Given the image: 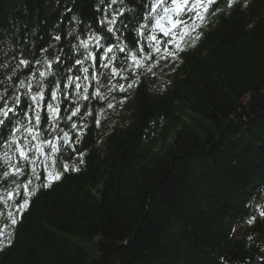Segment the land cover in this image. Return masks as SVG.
Segmentation results:
<instances>
[{
  "label": "trees",
  "instance_id": "1",
  "mask_svg": "<svg viewBox=\"0 0 264 264\" xmlns=\"http://www.w3.org/2000/svg\"><path fill=\"white\" fill-rule=\"evenodd\" d=\"M148 3L0 0V108L20 95L19 108L27 110L32 101L18 85L31 81V91L39 92L40 71L49 72L45 106L57 84L65 92L69 77L89 85V100L77 98L74 87L69 99L61 95L60 116L77 103L80 112L61 120L57 132L78 135L79 142L73 151L61 141L55 163L48 160L50 170L62 173L50 187H41L42 162L34 165L36 175L25 168L4 178L10 170L4 152L13 163L16 156L0 141V264H264V0H237L231 8L216 0L209 9L215 15L196 29L195 46L185 41L178 59H160L151 72L146 68L159 54L138 68L116 48L108 68L75 63L84 60L80 41L92 33L102 44L136 51L135 26L144 22ZM119 11L113 36L100 21ZM149 25L159 40L170 38L154 21ZM161 25L168 26L166 18ZM144 52H152L147 43ZM97 87L106 98L92 99ZM46 127L51 122L42 111L40 129L49 139ZM28 181L29 190H38L20 213L15 206L26 196L17 184Z\"/></svg>",
  "mask_w": 264,
  "mask_h": 264
},
{
  "label": "snow or ice",
  "instance_id": "2",
  "mask_svg": "<svg viewBox=\"0 0 264 264\" xmlns=\"http://www.w3.org/2000/svg\"><path fill=\"white\" fill-rule=\"evenodd\" d=\"M117 0H112V3L115 4ZM216 3V0H149L147 4V12L145 13L143 23L137 24L136 32L140 37V40L137 41V50L132 51L127 49V46H121L120 44H102L101 37L99 34L92 33L86 39L80 41V47H83L85 50L84 60L77 59L75 61L78 65H83L85 60H91L93 66L97 67H109V62H114L116 57L113 53V49L116 48L119 52L125 53V58H128L132 64L136 67H143V64L151 59L153 54L157 55L156 61H153V64L148 65L146 71L151 72L153 66L158 64L160 59L167 60L169 58L176 60L179 58V53L185 50V41H189L192 46H195V41L200 38L201 33L196 31L197 27L203 26L207 20V17L215 15V11L209 12V9L213 4ZM237 3V0H227V7L231 8L233 4ZM247 6L246 4L244 5ZM220 9H216L219 11ZM191 12L192 15L189 16L188 13ZM123 15V11L113 12L110 20L100 21L101 24L107 23V31L111 32L113 36H116L118 29H115L118 17ZM167 19L168 26H162L161 20ZM149 21H154L155 25L161 29V32L164 36L170 37L167 41H162L157 38V35L150 31ZM199 21V25L197 24ZM195 33V35H193ZM71 35V33H69ZM56 40H59L60 37H55ZM144 43H147L148 47L152 49L151 53L144 52ZM163 46V47H162ZM94 48L95 51H90L89 48ZM175 49L174 51L172 49ZM103 49V51H101ZM97 53H99V59L97 60ZM59 63V58L56 60ZM20 64L27 67L29 61L21 60ZM46 67L50 69L52 67L51 62L45 61ZM71 69H69L70 71ZM82 71L87 74L88 68L84 67ZM49 75L48 71H40L39 77L41 78L37 84L40 88L39 92H32V84L29 81L27 84L24 80L19 82V87L26 88L24 95L28 97L32 103L27 106V110L20 109V95H14L10 100L14 103H10V100H4V106L0 108V141H2L3 146L6 149L11 150L15 153L16 160L12 161V157L9 156V151L4 152L3 162L9 167V171H4L2 173L4 178L9 176H21L24 174V169L28 168L33 175H36V165L38 162H43L46 166L48 165V160L52 159L56 153L60 151V142L63 141L65 146H71L72 150L75 151V144L79 142V136L77 135L76 139L69 135L68 132L63 129H59L57 132L59 123L63 119L69 121L72 120V117L77 116L80 112V105L77 103L70 114L66 113V116H60V98L61 95L65 99H69L68 89L74 87L75 96L77 98H82L84 100H89L87 95L89 85H81L77 81L80 80V77H69L67 83L64 85L65 92H60V86L57 84L50 92V99L47 105H44V92L45 87L43 85V80ZM112 75H118V70L113 67ZM33 78H35V73H33ZM84 79L87 80L89 77L84 76ZM92 79H96L93 75ZM121 79H127V77H121ZM138 80H133L132 82L126 85L127 88H132ZM97 85L99 81L97 80ZM117 85L113 84L108 90L109 92L113 91ZM120 91H125V85L121 84L118 86ZM83 89V90H82ZM97 97L104 99L99 87L93 92L92 99ZM3 99V95H0V100ZM126 98L121 99L120 103H124ZM108 108L114 107L112 103H108ZM45 111L47 114V119L51 122V127H46L44 131L49 132V139L44 138V134L40 129L41 123V112ZM11 114V116H10ZM91 115V111L86 113ZM23 117V118H21ZM7 121V124L5 123ZM99 119L96 120V125L99 127ZM86 127V125L82 126ZM72 130L77 129V123L72 122ZM7 133V140H3L4 135ZM53 133H55L53 135ZM62 133V135H61ZM47 149V151L45 150ZM82 161L83 154H79ZM43 158V159H42ZM52 163H55V160L52 159ZM68 165L63 166V171H68ZM78 170V169H73ZM62 173L56 171L54 168L48 170L44 177L45 183L41 187L47 188L51 186L56 180L61 178ZM39 178V177H37ZM32 181H28V184L20 185L17 184V187H23L25 190L26 198L19 204L16 205L17 212L22 213V211L29 206L30 197L35 195L37 188H32L29 190L28 185ZM8 199H13L14 190L7 192ZM3 213H0L2 215ZM260 215L264 216V209H261ZM7 218L10 220L11 225L17 224V219L14 214L9 211L7 213ZM254 217L249 220V223H252ZM2 234V231H0ZM11 233H9V236Z\"/></svg>",
  "mask_w": 264,
  "mask_h": 264
},
{
  "label": "bare ground",
  "instance_id": "3",
  "mask_svg": "<svg viewBox=\"0 0 264 264\" xmlns=\"http://www.w3.org/2000/svg\"><path fill=\"white\" fill-rule=\"evenodd\" d=\"M42 165H45V164H44V163H42ZM45 166H46V165H45ZM46 167H47V171H48V170H50V169L48 168V165H47Z\"/></svg>",
  "mask_w": 264,
  "mask_h": 264
}]
</instances>
